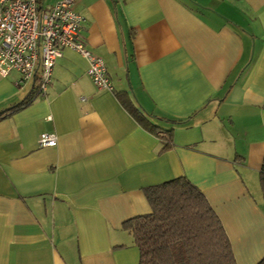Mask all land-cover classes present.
<instances>
[{"label": "crops", "instance_id": "crops-1", "mask_svg": "<svg viewBox=\"0 0 264 264\" xmlns=\"http://www.w3.org/2000/svg\"><path fill=\"white\" fill-rule=\"evenodd\" d=\"M44 8L56 0H40ZM111 89L61 49L45 93L0 74V264H136L122 228L184 176L236 264L264 257V0H73ZM143 121L145 124L140 122ZM168 136L163 143L156 132ZM42 132L54 146L34 149ZM132 238V239H131Z\"/></svg>", "mask_w": 264, "mask_h": 264}, {"label": "trees", "instance_id": "trees-1", "mask_svg": "<svg viewBox=\"0 0 264 264\" xmlns=\"http://www.w3.org/2000/svg\"><path fill=\"white\" fill-rule=\"evenodd\" d=\"M30 91L25 100L8 111L39 96L36 78ZM8 111L0 112V117ZM155 135L163 149L169 147L168 136L160 131ZM258 182L264 195V161ZM144 191L150 211L132 216L121 225L137 247L136 264H236L218 216L203 193L184 176L149 185ZM256 264H264V257Z\"/></svg>", "mask_w": 264, "mask_h": 264}, {"label": "built area", "instance_id": "built-area-1", "mask_svg": "<svg viewBox=\"0 0 264 264\" xmlns=\"http://www.w3.org/2000/svg\"><path fill=\"white\" fill-rule=\"evenodd\" d=\"M73 0H56L44 8L40 0H0V74L15 70L16 84L37 79V92L45 93L55 59L71 48L87 63V75L99 88L111 89L103 60L77 38L84 17L75 13ZM57 136L42 132L32 148L54 146Z\"/></svg>", "mask_w": 264, "mask_h": 264}]
</instances>
